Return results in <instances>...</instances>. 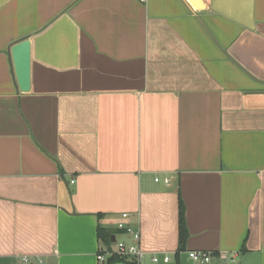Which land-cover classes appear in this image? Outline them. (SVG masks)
I'll use <instances>...</instances> for the list:
<instances>
[{
	"label": "crops",
	"instance_id": "1",
	"mask_svg": "<svg viewBox=\"0 0 264 264\" xmlns=\"http://www.w3.org/2000/svg\"><path fill=\"white\" fill-rule=\"evenodd\" d=\"M202 3L0 0V264H99L124 213L146 264H264V0Z\"/></svg>",
	"mask_w": 264,
	"mask_h": 264
},
{
	"label": "built area",
	"instance_id": "2",
	"mask_svg": "<svg viewBox=\"0 0 264 264\" xmlns=\"http://www.w3.org/2000/svg\"><path fill=\"white\" fill-rule=\"evenodd\" d=\"M141 3H146L147 0H139ZM156 181H159L158 179ZM166 184H169V180H165ZM122 221L117 223V228L127 235L132 237L133 242L127 244L125 242L116 241L114 249L104 250L100 249L97 254V261L99 264H109L116 258L126 260L133 264H146L148 260L147 253L142 249L141 233L136 230L132 225L126 223L125 221L129 218L128 213L121 215ZM189 258L197 264H210L212 260V253L204 251H193L188 254ZM151 262L158 263L159 258L153 256L150 258ZM165 261H170L169 257L164 258ZM234 261V260H232ZM27 263V259L24 260Z\"/></svg>",
	"mask_w": 264,
	"mask_h": 264
},
{
	"label": "water",
	"instance_id": "3",
	"mask_svg": "<svg viewBox=\"0 0 264 264\" xmlns=\"http://www.w3.org/2000/svg\"><path fill=\"white\" fill-rule=\"evenodd\" d=\"M189 2L196 9L203 7L202 0ZM11 54L19 89L22 93H28L31 90V41L24 39L16 43L11 49Z\"/></svg>",
	"mask_w": 264,
	"mask_h": 264
},
{
	"label": "trees",
	"instance_id": "4",
	"mask_svg": "<svg viewBox=\"0 0 264 264\" xmlns=\"http://www.w3.org/2000/svg\"><path fill=\"white\" fill-rule=\"evenodd\" d=\"M179 228H180V233H179V249L176 255L184 252V248L186 245V242L188 240V230L186 226V221H185V209L182 200H180V210H179ZM98 237L101 241H103L105 244H109L112 241V236L109 231H104V230H99L98 231ZM116 260H122L126 261L120 258L114 259ZM113 260V261H114ZM111 261V263L113 262ZM133 264V263H132Z\"/></svg>",
	"mask_w": 264,
	"mask_h": 264
},
{
	"label": "rangeland",
	"instance_id": "5",
	"mask_svg": "<svg viewBox=\"0 0 264 264\" xmlns=\"http://www.w3.org/2000/svg\"><path fill=\"white\" fill-rule=\"evenodd\" d=\"M119 241H121L120 239H118Z\"/></svg>",
	"mask_w": 264,
	"mask_h": 264
}]
</instances>
